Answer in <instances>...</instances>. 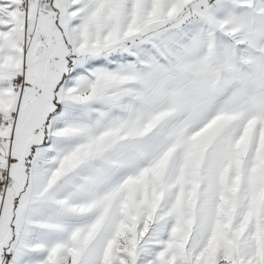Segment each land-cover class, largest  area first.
Masks as SVG:
<instances>
[{"label":"snow or ice","instance_id":"6c2138e0","mask_svg":"<svg viewBox=\"0 0 264 264\" xmlns=\"http://www.w3.org/2000/svg\"><path fill=\"white\" fill-rule=\"evenodd\" d=\"M0 264H264V0H0Z\"/></svg>","mask_w":264,"mask_h":264}]
</instances>
